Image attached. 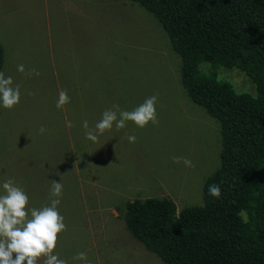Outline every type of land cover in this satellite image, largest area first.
I'll return each mask as SVG.
<instances>
[{"label": "rangeland", "instance_id": "1", "mask_svg": "<svg viewBox=\"0 0 264 264\" xmlns=\"http://www.w3.org/2000/svg\"><path fill=\"white\" fill-rule=\"evenodd\" d=\"M0 41L1 72L20 87L19 103L0 109V179H14L34 208L54 198L51 181L61 183L65 230L53 254L66 264H84L75 258L80 252L89 264H165L127 229V203L168 197L178 210L203 205L222 136L219 121L183 87L181 58L162 24L133 0H0ZM33 69L38 75H27ZM201 69L210 71V63ZM217 75L256 94L238 68L219 66ZM59 90L69 96L61 109ZM152 95L155 125L127 122L95 143L85 139L82 121L93 127L113 105L131 111Z\"/></svg>", "mask_w": 264, "mask_h": 264}, {"label": "trees", "instance_id": "2", "mask_svg": "<svg viewBox=\"0 0 264 264\" xmlns=\"http://www.w3.org/2000/svg\"><path fill=\"white\" fill-rule=\"evenodd\" d=\"M133 1L162 24L189 98L220 123L222 150L203 205L128 202L127 229L165 264H264V0ZM4 59L0 41V72ZM219 66L243 71L256 94L219 80ZM210 185L219 186L218 198Z\"/></svg>", "mask_w": 264, "mask_h": 264}, {"label": "clouds", "instance_id": "3", "mask_svg": "<svg viewBox=\"0 0 264 264\" xmlns=\"http://www.w3.org/2000/svg\"><path fill=\"white\" fill-rule=\"evenodd\" d=\"M18 72H24V65L16 66ZM37 74L29 70L27 75ZM31 95V93H28ZM20 87L13 83L11 76L0 72V109H12L19 103ZM69 102V96L64 90H59L55 99V107L61 109ZM157 96L152 95L144 99L131 111L121 110L118 105L104 110L93 127L82 121L85 139L95 143L100 135L111 130L126 127L131 122L137 128H144L149 123L155 125ZM46 131L44 126L40 133ZM129 143L136 141L135 135H126ZM173 162L182 161L185 167H191V161L184 157H173ZM62 185L51 181L50 199L47 205L39 208L26 207L28 196L11 177L0 179V264H38L43 257L42 264H66L53 254L59 233L65 230L64 218L59 214L57 206L60 204ZM208 194L219 197L218 185H210ZM13 254H15L13 256ZM76 259L89 264L83 252L77 253Z\"/></svg>", "mask_w": 264, "mask_h": 264}]
</instances>
